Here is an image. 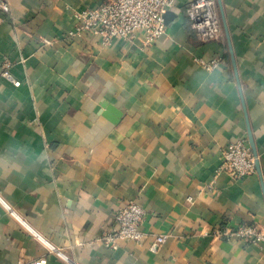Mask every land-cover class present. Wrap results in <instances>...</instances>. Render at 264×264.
I'll list each match as a JSON object with an SVG mask.
<instances>
[{"label": "crops", "instance_id": "crops-1", "mask_svg": "<svg viewBox=\"0 0 264 264\" xmlns=\"http://www.w3.org/2000/svg\"><path fill=\"white\" fill-rule=\"evenodd\" d=\"M104 1L0 12V264H264V241L223 234L264 233V0H221V42L198 40L190 0H175L152 45L70 37L74 12ZM249 135L261 174L220 173L221 151ZM130 201L146 211L142 244L99 242Z\"/></svg>", "mask_w": 264, "mask_h": 264}, {"label": "built area", "instance_id": "built-area-1", "mask_svg": "<svg viewBox=\"0 0 264 264\" xmlns=\"http://www.w3.org/2000/svg\"><path fill=\"white\" fill-rule=\"evenodd\" d=\"M9 5L10 0H0V12L7 11ZM174 7L175 0H105L97 8L75 11L77 26L69 36L80 37L84 33L92 32L100 36L105 45H109L114 40H132L143 34L146 43L152 45L166 33L165 14ZM186 15L200 42L222 41L223 27L217 0H190ZM1 25L0 20V27ZM222 62L221 58H214L208 62L201 60V64L208 70H215ZM2 76L16 87L21 85L13 78L8 63L4 65ZM219 172L236 180L257 173L256 158L246 139H239L221 151ZM145 217L146 211L143 207L134 201L128 202L116 212L110 232L98 241L113 248H117L119 241L142 244L145 233L141 226ZM223 234L253 243L264 241V233L254 226L242 225L232 231L226 229ZM165 241L164 236L156 237L150 247L151 251H157ZM58 254L63 256L61 252ZM31 264H47V259H38Z\"/></svg>", "mask_w": 264, "mask_h": 264}, {"label": "water", "instance_id": "water-1", "mask_svg": "<svg viewBox=\"0 0 264 264\" xmlns=\"http://www.w3.org/2000/svg\"><path fill=\"white\" fill-rule=\"evenodd\" d=\"M221 13H222V20H223V24H224V28H225V32L227 37L229 38V31H228V27H227V23H226V19H225V15H224V11H223V6H222V2L221 0H217ZM167 14H165L166 17ZM229 45H230V49H231V55H232V62L234 65L235 70L237 69L236 67V62H235V58L233 55V51L231 48V43L229 40ZM105 118H107L112 124H118L121 120L122 117V112L117 110L113 105H109L107 106L101 113ZM249 140H250V146L252 148V151L254 153V156L256 158V168H257V172L259 174H261V166H260V161L258 159V153H257V149L253 140V137L251 135H249Z\"/></svg>", "mask_w": 264, "mask_h": 264}]
</instances>
